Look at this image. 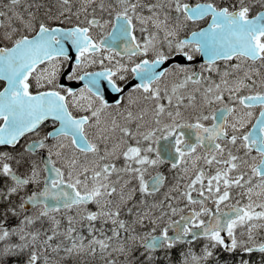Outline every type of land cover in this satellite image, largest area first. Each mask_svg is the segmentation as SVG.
<instances>
[{
	"label": "snow or ice",
	"instance_id": "snow-or-ice-1",
	"mask_svg": "<svg viewBox=\"0 0 264 264\" xmlns=\"http://www.w3.org/2000/svg\"><path fill=\"white\" fill-rule=\"evenodd\" d=\"M0 82V264H264V0H8Z\"/></svg>",
	"mask_w": 264,
	"mask_h": 264
},
{
	"label": "rangeland",
	"instance_id": "rangeland-1",
	"mask_svg": "<svg viewBox=\"0 0 264 264\" xmlns=\"http://www.w3.org/2000/svg\"><path fill=\"white\" fill-rule=\"evenodd\" d=\"M2 1H3V0H0V4H2V5H6V4H7V3H4V4H3ZM30 2H31V0H30ZM36 2L39 3L38 1H36ZM40 4H45V5H52V6H54V4H55V0H43V2L40 3ZM41 11H43V9H41ZM2 150H4V149H2ZM4 185H5V181L2 180V179H0V188H3ZM203 244H204V243H202L201 245H196V246H194L195 250H196V251H199ZM185 248H186V246H184V250H185ZM184 250H183V251H184ZM181 251H182V248H178V249L175 250V254H178V258H179V256H180V252H181ZM172 254H173V252H172ZM102 260H103V259H101L99 256H97V257H95V258H87V259H85V260H82L81 262L88 261L90 264H101ZM161 262H162V264H163V257H162ZM10 264H11V262H10ZM176 264H180V260H179V262L176 263Z\"/></svg>",
	"mask_w": 264,
	"mask_h": 264
},
{
	"label": "flooded vegetation",
	"instance_id": "flooded-vegetation-1",
	"mask_svg": "<svg viewBox=\"0 0 264 264\" xmlns=\"http://www.w3.org/2000/svg\"><path fill=\"white\" fill-rule=\"evenodd\" d=\"M8 2V1H7ZM199 57L197 58V66H198V64H199ZM2 83L3 82H0V86H2ZM47 130H50V127L49 128H46L45 129V131H47ZM29 137H25V138H23L22 139V141H21V143L23 144V143H25V142H28L29 141ZM0 150H2V149H0ZM4 150H7V149H4ZM44 153L42 152L41 153V155H43ZM169 165H164V166H162V171H164L165 172V174L166 175H168L169 176V179L171 180L172 179V175H173V173H171V172H169L168 171V169H169ZM199 243H205V241H203V240H200V241H197V242H195V244H194V246H196V245H198ZM180 248V247H179ZM178 249V248H177ZM161 260H162V256H161ZM80 264H90L88 261H84V262H80ZM101 264H104V261L102 260V262H101Z\"/></svg>",
	"mask_w": 264,
	"mask_h": 264
},
{
	"label": "bare ground",
	"instance_id": "bare-ground-1",
	"mask_svg": "<svg viewBox=\"0 0 264 264\" xmlns=\"http://www.w3.org/2000/svg\"><path fill=\"white\" fill-rule=\"evenodd\" d=\"M8 0H3L2 1V3L4 4V3H8L7 2ZM36 1H38L39 3H42L43 2V0H36ZM44 155V154H43ZM202 243H199L198 245H201ZM180 248H182V251L184 250V246H182V247H180ZM181 251V252H182ZM173 254H175V250L173 251ZM179 260H180V257H179ZM179 260L176 262V263H178L179 262ZM176 263H172V264H176Z\"/></svg>",
	"mask_w": 264,
	"mask_h": 264
},
{
	"label": "trees",
	"instance_id": "trees-1",
	"mask_svg": "<svg viewBox=\"0 0 264 264\" xmlns=\"http://www.w3.org/2000/svg\"><path fill=\"white\" fill-rule=\"evenodd\" d=\"M179 247H182V245H179L178 246V248ZM174 251V250H173ZM180 257V256H179ZM179 260V258H178V254H172V257H171V261H172V263H176L177 261Z\"/></svg>",
	"mask_w": 264,
	"mask_h": 264
}]
</instances>
